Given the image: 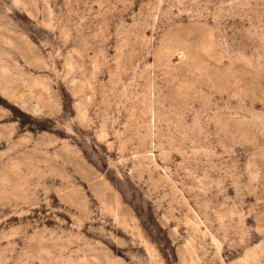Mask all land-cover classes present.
Listing matches in <instances>:
<instances>
[{
	"label": "rangeland",
	"instance_id": "1",
	"mask_svg": "<svg viewBox=\"0 0 264 264\" xmlns=\"http://www.w3.org/2000/svg\"><path fill=\"white\" fill-rule=\"evenodd\" d=\"M0 264H264V0H0Z\"/></svg>",
	"mask_w": 264,
	"mask_h": 264
}]
</instances>
